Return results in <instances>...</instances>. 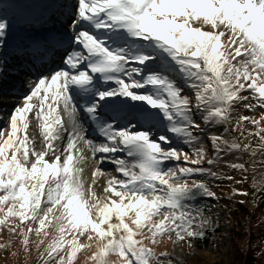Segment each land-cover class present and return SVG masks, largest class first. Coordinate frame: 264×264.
<instances>
[{
	"label": "snow or ice",
	"instance_id": "snow-or-ice-1",
	"mask_svg": "<svg viewBox=\"0 0 264 264\" xmlns=\"http://www.w3.org/2000/svg\"><path fill=\"white\" fill-rule=\"evenodd\" d=\"M8 27L0 14V49ZM67 28L73 50L64 67L48 75L37 69L0 127V228L19 229L26 251L30 235L43 232L52 236L40 252L43 264H74L93 241L95 264H113V257L172 264L145 241L167 237L193 247L215 233L218 218L198 201L221 199L209 180H235L213 170L221 162L241 173L237 184L252 176L253 192L233 188V197L251 195L256 206L264 200V0H77ZM5 71L0 63V78ZM81 112L98 141L88 137ZM30 126L39 129V147ZM233 156L248 160L225 159Z\"/></svg>",
	"mask_w": 264,
	"mask_h": 264
},
{
	"label": "rangeland",
	"instance_id": "rangeland-1",
	"mask_svg": "<svg viewBox=\"0 0 264 264\" xmlns=\"http://www.w3.org/2000/svg\"><path fill=\"white\" fill-rule=\"evenodd\" d=\"M73 2L76 3L77 0H73ZM6 4L11 8V11L17 15L26 17L27 14L32 15L35 13V6H42L45 4V2L43 0H6ZM206 30L210 31L211 28L209 27ZM14 47L18 48V43ZM3 48L7 47L4 46ZM8 49L10 50V48ZM31 49L35 51V54H40V50L37 47H33ZM29 61L31 62L32 60L30 59ZM32 65L40 66V63ZM174 76L177 81L182 84V81L179 79V74L174 73ZM20 82H23V80L20 79ZM188 94L191 95L190 92ZM242 114L251 115V113L246 110H242ZM122 121L127 120L122 119ZM248 127L250 128L252 126L249 125ZM37 130L38 132L36 129H29L30 133L33 131L35 132L37 136V146L39 147L41 138L39 136V129ZM214 131L219 134L220 130L214 129ZM159 133L160 132H157V134ZM232 135H235L238 138L240 137L239 132L232 133ZM205 145L208 148V157H211L213 153L207 137H205ZM180 146L184 148L185 151H189L187 146L182 144H180ZM225 159L232 162H244L245 160H248V157L245 156L244 160L241 161H237L234 156L225 157ZM187 166L195 167L194 165ZM203 166L207 167L206 162ZM246 166L248 165L246 164ZM213 170H219L225 175H232L235 177V180L242 178L240 172L224 167L223 162L214 166ZM88 179L89 177L87 180ZM235 180H209L212 190L217 194V196L221 197V199L218 202L211 199L198 201L201 207L206 206L207 209H210L206 211V216L212 218L213 221H216L217 218L219 220L220 226L216 229L219 230V233L215 231V233L210 236V238L213 239L210 246H206L205 249L199 248L195 241H193V247H189L187 243L183 242L180 244H174L173 242L169 241L167 237H165L164 240L158 245H152L148 241H145V246L154 248V251L158 255L160 253H168L172 259V264H214L215 262L230 264L238 251V248L231 243L234 223L235 225H241L243 228L242 234L238 237L241 249H243L245 253H250L253 264H264V200L259 201L258 206H256L252 202L251 195L249 197H233V188H236L240 191H247L249 193L253 192L251 187V175H249L248 181L243 184H237ZM217 184L219 187H216ZM240 200L246 201V203L243 204V207H245L247 210L246 215H243L238 207V204H240L238 202ZM2 215L3 214L0 213V216ZM13 223H19V221H14ZM46 231L51 233L52 228H48ZM139 238L140 237H137V239ZM51 239L52 236H48L46 238L43 232L39 237L32 234L30 235V244L28 246L30 250L26 251L24 245L22 244V237L19 235V229H17V233L15 235H12L7 228H0V264H43V261L40 259V252H44ZM40 240H44V243L39 244ZM81 243L89 242L81 239ZM91 243V248H84L77 254L74 264H95L94 261L89 259L91 254L96 251L95 242L93 241ZM38 244L39 250H37ZM5 248L7 249L6 251ZM67 254L68 249L65 248L61 255H64L65 259H67ZM242 255L243 259H245L244 254ZM112 261L113 264H124L123 261H120L115 257L112 258ZM52 264H55V261H53ZM244 264H246L245 261Z\"/></svg>",
	"mask_w": 264,
	"mask_h": 264
},
{
	"label": "bare ground",
	"instance_id": "bare-ground-1",
	"mask_svg": "<svg viewBox=\"0 0 264 264\" xmlns=\"http://www.w3.org/2000/svg\"><path fill=\"white\" fill-rule=\"evenodd\" d=\"M43 1L48 3V5H49V8L46 9L47 13H46V15H44V17H40L41 15H39L37 12L34 11L35 12L34 14H32V15L27 14L26 17L25 16L23 17L24 19L18 18L20 21L18 22V25H16V26L21 27V26L25 25L22 28L25 34H31L32 30L30 28H35V26H37V25L45 29L47 24L49 23L50 18H48V16H50L51 12L55 13L57 16V14H58L57 11L60 13L61 8H62L60 5L66 3V1H61V0H43ZM45 6H44V8H45ZM10 10H11V8L7 4H1V1H0V14H2L6 20L8 18L10 19V16H11ZM18 16H20V15H18ZM20 17H22V16H20ZM25 19H28V21L30 20V22L25 21ZM42 19H43V21H41ZM7 21L9 24V27L7 30V36H6L7 43L12 44V40L14 38H18V41H21V40L26 41L27 39H26V37H22L21 31L17 27H15L11 21H9V20H7ZM28 24H30V25H28ZM44 29H42V30H44ZM39 32L46 33L50 36L53 34H57L58 32H63V35L61 36V38H64V39H68V35L70 34L68 31V28H66L63 31L57 29V30H50L49 32H44V31H39ZM37 40L39 42V45L44 49H46V46L49 48V47H52V45H55V44L49 42L45 37H42V38L37 37ZM4 46L6 47V45H4ZM3 49H6V48H3ZM14 51H15V54L18 52V50L16 48L14 49ZM4 52H6V50H4ZM0 54H3V50H1V49H0ZM9 58H10V55L5 56V59L7 61L4 64L6 71L4 72L3 77L0 79H8L11 77L7 73L12 72V70H13L11 68L13 66V62H11V61L14 58H11L10 60H8ZM22 59H25V58L22 57ZM8 62H11V63H8ZM16 73L22 74V72H16ZM31 80H33V79H31ZM6 89H8V87ZM76 101L80 105H82L84 103V101L79 96L76 97ZM135 103L138 105L140 102H135ZM0 106H1V103H0ZM129 110L130 111H136V112L140 111L139 108H130ZM80 119H82L84 122V127L87 130L88 137L98 141L100 139V137L97 135L96 130L94 129L91 122L88 121L87 118L84 116L83 112L80 113ZM157 128H163V126L158 125ZM66 141H67V134H65V142ZM101 167L107 169L108 171L111 170L112 175H114V176L117 175V173L114 170L113 165L103 164V165H101ZM91 171H92V166H89L88 168H86L85 173H84L85 180L87 179V177L91 173ZM91 179H92V177H91ZM90 182H91V180H86V183H90ZM104 183H105V177H100L99 180L97 181V192H98V194H102V188L100 186L103 185Z\"/></svg>",
	"mask_w": 264,
	"mask_h": 264
},
{
	"label": "trees",
	"instance_id": "trees-1",
	"mask_svg": "<svg viewBox=\"0 0 264 264\" xmlns=\"http://www.w3.org/2000/svg\"><path fill=\"white\" fill-rule=\"evenodd\" d=\"M250 130H253L252 127L249 128ZM238 207L240 209V211L242 212L243 215L247 214V210L245 207H243V205L238 204ZM217 233H219V230H216ZM243 232V228L241 225H235L233 223V231H232V238H231V243L238 248L237 253L235 254V256L233 257V260L230 264H244V261L246 264H253L252 262V257L250 255V253H245L243 249H241V246L239 244L238 241V237L242 234ZM213 235V233L211 231L208 232L207 236L205 239L203 240H195V243L197 244V246L199 248H204L206 246H210L213 239L210 238V236ZM240 249V250H239ZM245 256V259H243V255ZM214 264H224L223 262H215Z\"/></svg>",
	"mask_w": 264,
	"mask_h": 264
}]
</instances>
